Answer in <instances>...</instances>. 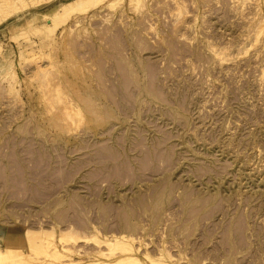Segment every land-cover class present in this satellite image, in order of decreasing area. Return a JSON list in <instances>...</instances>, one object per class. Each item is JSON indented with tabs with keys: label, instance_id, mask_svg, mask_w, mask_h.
Masks as SVG:
<instances>
[{
	"label": "rangeland",
	"instance_id": "374dc122",
	"mask_svg": "<svg viewBox=\"0 0 264 264\" xmlns=\"http://www.w3.org/2000/svg\"><path fill=\"white\" fill-rule=\"evenodd\" d=\"M66 1L0 12L2 248L38 262L22 238L48 230L85 262L123 233L264 264V0H103L45 29Z\"/></svg>",
	"mask_w": 264,
	"mask_h": 264
},
{
	"label": "bare ground",
	"instance_id": "6f19581e",
	"mask_svg": "<svg viewBox=\"0 0 264 264\" xmlns=\"http://www.w3.org/2000/svg\"><path fill=\"white\" fill-rule=\"evenodd\" d=\"M7 0H0V12L2 10H5L6 9V6H7V3H6ZM99 1H103V0H68L66 2H63L59 9L55 10L54 12H52L51 14H46L44 16V19H45V22L43 23V25L46 27L45 29L47 28H52L56 26V20L57 18L60 19L61 16H65V15H68L72 12H76V11H80L84 8H88V6L92 5L95 6L96 2H99ZM12 2V1H11ZM11 4V3H10ZM88 5V6H87ZM85 6H87L85 8ZM91 7V6H90ZM2 9V10H1ZM12 9V8H11ZM81 9V10H80ZM83 11V10H82ZM85 11V10H84ZM5 14V13H4ZM7 14V13H6ZM1 15V14H0ZM2 16V15H1ZM69 16V15H68ZM5 17V15H4ZM3 18V17H2ZM68 17H66L65 19H67ZM64 19V18H63ZM29 22V21H28ZM64 22V21H63ZM62 23V21H61ZM50 31V30H49ZM259 33V32H258ZM22 34V33H21ZM110 167V166H109ZM118 168V167H117ZM136 168V167H135ZM128 171V170H127ZM191 192V191H190ZM195 201V200H194ZM207 201V200H206ZM216 205V204H215ZM199 208V207H198ZM194 209V208H193ZM189 211V210H188ZM125 214V213H124ZM113 215V214H112ZM131 215V214H130ZM188 215V214H186ZM59 216V215H58ZM124 216V215H123ZM132 216V215H131ZM71 218V217H70ZM80 218V217H79ZM122 218V217H121ZM202 218V217H201ZM185 219V218H184ZM71 221V220H70ZM79 221V220H78ZM133 221V220H132ZM238 221V220H237ZM72 222V221H71ZM234 222V221H233ZM69 225V224H68ZM237 225V224H236ZM124 226H126L125 228L128 229V230H132L134 227L132 226L131 223L127 222ZM193 226V225H192ZM233 226V225H232ZM90 228V227H89ZM137 228V227H135ZM184 229V227H183ZM191 229V228H190ZM74 230V229H73ZM96 230V228H95ZM208 230V229H207ZM235 230V228H234ZM60 231V229H59ZM116 231V230H115ZM236 231V230H235ZM54 232V231H53ZM99 231L97 230V233ZM60 233V232H59ZM75 233V232H74ZM53 234L54 233H50L48 230L46 231H35V230H31V229H27L25 232H24V237L22 239H24V241L26 242H29V244H33L31 247H37L38 249H35L33 250V248L29 247V249L33 252L32 254H34V252H36L35 250H39V248H41V246L44 248L47 247V249L49 248L48 251H51V253L47 252L46 251V254H44V256L42 258L40 257H36L37 255H41L43 254L45 251L43 249L39 250L41 251V253L39 252V254H37L38 252H36V258L38 260V262L36 260L35 263L33 262L32 264H173L171 262H169L170 260H172V257L171 256L172 254H169L170 251L168 252V248H166L165 250V247L162 246V247H159V251L158 253L155 252V254H157L155 257L154 255L152 256L148 251H145L143 253V255H139L138 253V248L136 247V245H134V239L133 237L134 236H130V234H123V233H120L119 235H112V236H104L103 239H100L97 240L98 243H96V246L97 244H102V246H105L107 249L106 251L97 247L99 250L97 251V253L95 254V258L94 259H91V260H88V261H85V262H81V260H83L81 258V260H74V259H71V256H68V255H65L62 253V251L52 242V239H53ZM71 231H69V228L68 230H62L61 231V234L60 236L57 238H59L58 240L60 239H70L71 237H73L74 235L72 234ZM99 234V233H98ZM224 235V234H223ZM51 236V238H50ZM96 236V235H95ZM22 237V236H21ZM97 237V236H96ZM74 238V237H73ZM73 238H72V241H73ZM79 238V237H78ZM77 238V239H78ZM81 238V237H80ZM98 238V237H97ZM20 239V238H19ZM91 239H94V238H91ZM31 240V241H29ZM87 240V238H86ZM239 240V239H238ZM242 240V239H241ZM22 241V240H21ZM65 241V240H63ZM62 241V242H63ZM71 241V242H72ZM95 241V240H94ZM225 241V240H224ZM18 242V241H17ZM66 242V241H65ZM68 242V241H67ZM74 242V241H73ZM226 242V241H225ZM11 243V241H10ZM22 243V242H21ZM20 243V244H21ZM69 243V242H68ZM75 243V242H74ZM73 243V244H74ZM9 243H5V248H2V245L0 244V264H4L3 260L7 257L10 258L13 260H11L13 263L11 264H23L25 261L27 262L28 259L24 258V253L23 252H12L10 249L11 248H8V245ZM15 244V243H14ZM19 244V243H18ZM23 244V243H22ZM21 244V245H22ZM36 244V245H35ZM95 244V243H94ZM28 245V243H27ZM45 245V246H44ZM67 245V244H66ZM51 246V248H50ZM70 246V245H69ZM77 246V245H76ZM94 246V245H93ZM166 246V245H165ZM224 246V245H223ZM14 247H17V246H14ZM20 247V246H19ZM65 247V246H63ZM139 247V246H138ZM61 248V246H60ZM70 247H66V251H68ZM76 247H74L75 249ZM80 248V247H79ZM95 248V249H97ZM19 250V248H17ZM28 249V248H27ZM26 249V250H27ZM51 249V250H50ZM53 249V250H52ZM64 249V248H62ZM89 249V248H88ZM87 249V250H88ZM94 249V248H93ZM94 249V250H95ZM194 249V248H193ZM30 250H27L28 252ZM43 250V252H42ZM65 250V249H64ZM71 250V248H70ZM84 250V249H83ZM72 251V250H71ZM90 251V250H89ZM88 251V252H89ZM206 251V250H205ZM69 252V251H68ZM76 253H78V255L81 254V252H79V249L75 251ZM86 252V251H85ZM31 253V252H29ZM28 255H31L29 254ZM84 253V252H83ZM82 253V254H83ZM142 253V252H141ZM9 256H8V255ZM13 258H12V256ZM28 255L26 257H28ZM35 255V254H34ZM7 256V257H6ZM32 256V255H31ZM64 256H68L67 258H69V261H67L66 263H64V261H62L63 259H61V257H64ZM196 256V255H195ZM209 256V255H208ZM5 257V258H3ZM34 257V256H33ZM94 257V256H93ZM92 257V258H93ZM29 258V257H28ZM35 258V259H36ZM175 258V257H173ZM182 258V257H180ZM6 259L4 261H6ZM80 259V258H78ZM88 259V258H87ZM203 259V258H202ZM9 260V259H8ZM30 260L32 261L31 257H30ZM29 260V261H30ZM68 260V259H67ZM181 260V259H180ZM206 260V259H205ZM31 261H30V264H31ZM179 261V259H178ZM219 261V260H218ZM3 262V263H1ZM26 262L24 264H26ZM197 262H200V261H197ZM29 263V262H28ZM27 263V264H28ZM200 264V263H198ZM202 264H204L202 262ZM206 264V263H205Z\"/></svg>",
	"mask_w": 264,
	"mask_h": 264
}]
</instances>
